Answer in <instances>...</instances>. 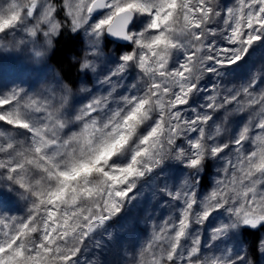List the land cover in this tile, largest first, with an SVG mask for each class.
Instances as JSON below:
<instances>
[{"label":"snow or ice","instance_id":"1","mask_svg":"<svg viewBox=\"0 0 264 264\" xmlns=\"http://www.w3.org/2000/svg\"><path fill=\"white\" fill-rule=\"evenodd\" d=\"M81 32L75 87L0 85V264H82L113 226L135 240L153 181L173 212L132 264H264V0H0V56L47 69Z\"/></svg>","mask_w":264,"mask_h":264},{"label":"rangeland","instance_id":"2","mask_svg":"<svg viewBox=\"0 0 264 264\" xmlns=\"http://www.w3.org/2000/svg\"><path fill=\"white\" fill-rule=\"evenodd\" d=\"M55 2H57L55 0ZM218 4L221 7L234 6L235 0H218ZM61 17L63 13H60ZM21 36L17 33V37ZM12 37H7V40H11ZM79 41L78 53L79 55L82 49L86 47L87 38L83 36L81 32ZM219 43H224V41H219ZM116 45L110 43L107 46V51L111 52L116 49ZM260 58L257 57V65L260 63ZM98 67L97 72L92 74V79L88 82L89 86L95 82L98 78L102 79L103 75L113 67L111 64H107L106 60L97 61ZM107 64V66H106ZM56 69V66L50 62L47 69L41 68L40 65H33L32 61L28 58L27 52H12L3 53L0 56V85L14 86L15 84L24 81L23 86L30 90L37 92H43L48 84L52 80V70ZM58 70V69H56ZM59 71V70H58ZM80 79V78H79ZM136 82V72L133 70L132 75L125 82V86L129 83ZM204 82H207V74H205ZM224 85H221L223 87ZM228 87H232V84H228ZM75 87V86H74ZM97 87H101L97 85ZM123 91V89H120ZM209 91H211L209 89ZM83 95V94H78ZM204 102V101H198ZM4 122H0V130H8L10 128L4 127ZM247 148V145L245 146ZM216 179V169H213V174L208 176L204 181L205 184L214 183ZM170 186L172 182H169ZM158 181H153L151 186H145L141 190L139 196L138 208L141 210L139 215L141 219V226L146 228V231L138 232L136 239L133 240L126 237L124 230L120 229L118 226H113L108 229V232H104L103 229L98 230L94 234L95 239L91 241H86L87 250L84 251L82 256V264H132L133 256L140 250V248L152 237L153 225H159L162 223L163 219L167 218L172 214L173 208L170 206L171 201L160 195L158 192ZM206 194V190H205ZM199 195V192H198ZM20 207L18 211L13 210L12 215L20 216L24 215L26 212V205L24 201L15 202ZM8 213H5L7 215ZM146 216L142 219L143 216ZM109 233L112 235L109 236ZM99 243L100 247L97 248L96 244ZM133 245H136L135 250ZM126 252V254H125ZM124 254V255H121Z\"/></svg>","mask_w":264,"mask_h":264},{"label":"trees","instance_id":"3","mask_svg":"<svg viewBox=\"0 0 264 264\" xmlns=\"http://www.w3.org/2000/svg\"><path fill=\"white\" fill-rule=\"evenodd\" d=\"M79 38H80V36L73 38L72 36H69V35H65V36L61 37L60 42L57 45V52L51 59L53 64L56 66V68L59 71H62L64 73L65 80L72 83L73 86L75 85V82L77 81V79H79L80 75L77 73L75 66L70 64L69 57H70V55H75L78 53V48H79L78 39ZM109 44H110V42L107 43L108 46H109ZM3 124H4L5 128L11 127V126L6 125L5 123H3ZM16 206L20 207L16 203H12V204L8 205L9 208L18 211L19 208H17ZM144 217L146 218V216L144 215L142 217V219ZM141 228H143L144 231H146V228H144V226H141ZM86 244H88V243H86ZM125 254H126V252H125ZM121 255H124V254L121 253Z\"/></svg>","mask_w":264,"mask_h":264}]
</instances>
